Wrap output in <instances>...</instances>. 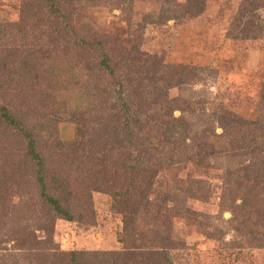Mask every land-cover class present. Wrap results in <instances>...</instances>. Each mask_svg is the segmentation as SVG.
Here are the masks:
<instances>
[{"label": "rangeland", "instance_id": "1", "mask_svg": "<svg viewBox=\"0 0 264 264\" xmlns=\"http://www.w3.org/2000/svg\"><path fill=\"white\" fill-rule=\"evenodd\" d=\"M32 6L36 13L46 12L33 0H0V56L9 53L3 52L7 48L18 55L27 47L45 54L65 33L54 17L46 21L47 16L43 20L30 14L23 20L22 10L31 11ZM78 16V28L87 25L109 38L115 62H121L120 48L130 37L141 53L156 55L148 58L149 73L147 68L137 76H151L154 70L161 78L169 65V72L183 71L180 84L165 88L161 80L156 90L185 109L175 110L170 120H186L187 131L184 124L178 137L191 134L198 139L195 153L202 162L197 166L190 159L171 172L160 171L152 187H144L149 201L145 196L132 211L117 209L106 180L121 178L125 183L126 166L120 165L134 164L138 153L123 142L116 126L105 125L116 117L117 90L95 86L92 77L103 76L98 57L74 75L48 79L44 71L42 85V66L32 61L37 68L30 70L11 56V75L6 77L0 64V106L37 133L49 191L62 198L75 218L45 214L27 139L0 119V264H60L62 254L70 251L84 253L83 264H264V214L244 221L236 209L252 197L264 202V175L259 172L264 169V141L213 155L207 138L214 132L224 134L226 116L259 122L264 132V0H92L81 14L75 12L74 21ZM250 23L260 29L252 31ZM118 68L127 70L125 63ZM143 82L148 84L142 80L140 90L132 86L125 94L138 93L148 113L151 104ZM89 84L94 86L92 94ZM45 90L50 95L44 93L43 98ZM74 112L83 118L71 116ZM82 121L96 132L85 148L80 142ZM142 177L146 186L148 180ZM142 193L138 189V195ZM260 207L263 211L262 203ZM256 208L259 205L252 206ZM128 218L133 220L127 223Z\"/></svg>", "mask_w": 264, "mask_h": 264}, {"label": "trees", "instance_id": "2", "mask_svg": "<svg viewBox=\"0 0 264 264\" xmlns=\"http://www.w3.org/2000/svg\"><path fill=\"white\" fill-rule=\"evenodd\" d=\"M88 1L92 0H33V2L40 4L41 8H43L42 6H45L46 12L42 13L43 11H41L36 13L35 9H33L34 7L32 6L31 11L29 10L26 12L25 10H22V18L26 15V18L23 20H28L30 14L31 16L37 18L47 16L46 21H49V19L54 17L62 22L60 32L65 31V33L62 35L61 39L56 42H52L54 44V48H50L49 50L47 49L45 54L41 49L34 50V48L29 49L27 47L26 51H22L17 55V53H13L10 48H7L3 52L9 53H2L0 56V64L4 68L3 73L6 71V77L12 74L11 66L13 64L15 65L11 58L13 55L15 62L20 61L22 65H26L30 68V70L36 69L37 66H42L39 70L41 71V76L38 83L43 85L46 77H43L44 71H47L48 79L51 77L53 79L54 77L61 78L66 75H74L77 68L88 65L89 62L96 60L94 59L95 57H98L96 60L98 62L97 66L99 69H103V76H100V78L95 76L92 77V79L94 80L96 87H103L106 92L110 91L109 88L117 90L116 92L114 91V95L116 93L117 96V100L115 102L117 110L116 117L120 119L117 123V120L115 119L116 117L113 115L109 120L110 123H105V125L107 127H110V124L111 127L112 125L116 126L123 142L131 146V150L133 152L138 153L135 155L137 160L134 164L128 165L123 163L120 165L126 166L124 173L125 183L119 181L121 178L117 181L110 179L106 181L113 193L114 206H116L117 209L124 207V209L127 208L126 210L132 211L134 205L139 203V199L144 201L146 196V198H148L147 201H149V195L146 194L147 191L143 192L144 187L149 190L154 182L153 179H155L156 175L160 171L168 169L171 172L176 169L174 168L176 164L184 163L185 165H188L187 163L190 159L194 160L195 165H201L202 160L198 158L199 155L195 153L196 142H198V139L191 136V134L188 136L182 135V137H178L180 128L183 127L186 120L179 119L171 121V114L177 109L185 112V109H182L179 103H175V100L172 101L168 97L164 99V96L166 95L165 92H158L156 90L157 81L160 83V81L163 80L165 88H174L176 84H180L181 79H178V77L180 74H183V71L181 72L177 69L174 70V72H169V69H173V65H169V67L165 65L168 72L161 74V78L154 76V70L151 76L142 78L137 76L142 70L147 68L148 71L146 74L149 73L151 68L149 64L151 61L148 58H156V55H146L141 53L140 48H138L135 43L137 40L131 39L133 37H130L127 41L126 47L124 45V48H120L122 51L120 53V58L117 60H121V62H115L112 56V51L108 48V45L112 44L108 41L109 38L102 36L90 28H86L85 26L87 25H79L82 27L78 28L75 24L78 20L80 24L81 20L78 16V19L76 18L74 21L73 15H75V12L77 13V11H80L81 14L83 6H85V3L87 5ZM42 19L45 20L44 18ZM250 24H252V31L256 30V28L260 29L258 25H255L254 23ZM140 27L141 31H143V26ZM69 49H73V51L67 52L66 50ZM18 57L20 59L17 61ZM32 61L35 62V65L37 66H31ZM123 63H125L127 68L124 73L118 68V66ZM87 77H90V75ZM104 77H108L112 85L109 82L107 83ZM142 80L148 82L147 85L144 84L146 82H143V85L145 86H143L144 89H142L145 93H147L150 100L151 109L148 113L143 110L144 103L142 100L137 99L138 97L135 96L138 93L133 95L125 94L126 90L132 86V88L140 90L137 84ZM83 81L87 82V80ZM89 87L92 94L94 86L89 84ZM49 88L50 91L54 90V85H52L51 81H49ZM44 93L49 94V92H46L45 90L40 93L43 98H46ZM162 109H164V111H162ZM71 116L79 118L82 117V113L74 112L71 113ZM0 119L4 125H10L11 127L19 130V132L27 139V156H30V161L35 166L34 176L41 189V201L48 209L45 214L49 216L50 212H55L57 216L68 221H73L75 218L73 211L65 205L60 196L54 195L49 191L45 160L37 149V133H34L30 127L26 125L27 121L17 116L9 110L7 106H0ZM226 120L228 122L223 125L226 127L224 134L217 135L216 132H214L207 136L213 155L230 154L231 152H238L243 147L252 148L263 143L264 132L259 122L250 123L239 119L236 116H226ZM82 122L84 125V121ZM82 122H79V124H82ZM187 128L188 126L185 124L183 129L187 131ZM142 130L143 136L140 135ZM81 133L83 138L80 142L85 148L89 144L88 138L96 132L95 130L89 131L84 125ZM95 137L98 139L97 134H95ZM118 161L119 159L116 160L119 164ZM102 163L100 161V164ZM112 169L116 170L115 167H112ZM259 172H262L260 174L264 175V169ZM140 175L143 176V179L148 180L146 186L141 184V180H139ZM246 175L247 177L245 179H250L253 172ZM239 176L240 178L238 182L243 184L242 180H244V177L241 175ZM242 177L243 179H241ZM244 183H246V181ZM102 184L106 183L104 182ZM251 185L254 187L256 183H251ZM138 189L141 190V193L143 192L141 195H138ZM247 193L249 194V189ZM163 198L166 199L167 197ZM255 199L256 197H254V199L252 197L250 200H244L239 207L237 206L236 209L238 210V213L240 215L242 214V217L245 218L244 221L255 219L256 215L260 217L264 214V210H260L261 203L264 205V202L260 199ZM156 200L158 203H161L157 198ZM251 205H259V208H256L253 211ZM131 220H133V218L126 219L127 223ZM33 236L35 238L32 242L33 246H35L38 241H36L37 236L35 234ZM125 240L128 242L127 236L125 237ZM122 241H124V239H122ZM82 254L84 253L78 251L65 252L59 258L60 264H83ZM168 258H164L163 261L168 262Z\"/></svg>", "mask_w": 264, "mask_h": 264}]
</instances>
